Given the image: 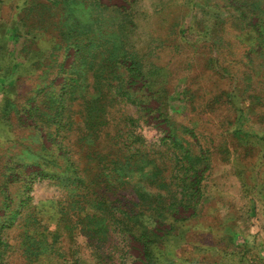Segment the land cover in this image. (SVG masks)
Wrapping results in <instances>:
<instances>
[{
    "label": "rangeland",
    "instance_id": "374dc122",
    "mask_svg": "<svg viewBox=\"0 0 264 264\" xmlns=\"http://www.w3.org/2000/svg\"><path fill=\"white\" fill-rule=\"evenodd\" d=\"M0 264H264V0H0Z\"/></svg>",
    "mask_w": 264,
    "mask_h": 264
}]
</instances>
